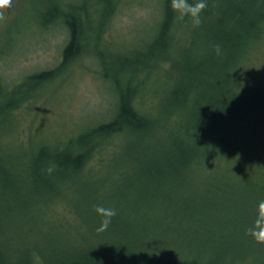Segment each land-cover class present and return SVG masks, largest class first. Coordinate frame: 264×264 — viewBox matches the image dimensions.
Segmentation results:
<instances>
[{"label": "trees", "instance_id": "16d2710c", "mask_svg": "<svg viewBox=\"0 0 264 264\" xmlns=\"http://www.w3.org/2000/svg\"><path fill=\"white\" fill-rule=\"evenodd\" d=\"M158 2L160 21L154 39L143 51H131L129 46L123 45L124 51L130 53L125 57L110 49V54H105L106 49L101 46L103 31L110 23L108 18L117 10L119 0H95L83 5L70 2L56 18L52 11H47L46 24L60 22L68 30L63 61L55 69L27 75L13 87L0 80V117H10L14 110L43 99L47 88L56 82L63 70L92 47L102 67L101 73L106 83L112 84L117 98L112 117L66 139L59 138L53 145L58 148L53 150L47 149L49 145L45 141L37 143L40 149L34 163L38 166V177L42 175L40 165L57 164L59 168L53 169L50 176H59L61 172L64 175L65 170L70 180L83 179L97 185L108 179L110 172H106V166L116 154L115 162L123 160L121 147L138 149L149 141V144L156 141L161 155L152 157L157 163L153 173L161 169V184L172 178H183L180 168H191L187 175L196 183L204 184L200 192L178 195L179 202L190 206L185 212L179 205L175 210L178 218L193 226L228 231L221 219L232 211L237 212L244 225L232 231L241 236V232L247 233L252 226L258 202L264 200L251 197L261 193L264 198V171L254 169L250 176H245L241 159L233 154L242 138L250 133V117L259 113L263 106V86L258 78H243L249 74L248 69L239 66L254 56L257 43L264 37V0H207L199 27H193L188 18L179 20L170 7V0ZM217 45L219 54L215 51ZM164 60H172L171 69L158 72L161 83L157 80L151 83L153 70ZM146 85L151 87L149 93L158 89L156 100L153 98L156 104H151L147 111L143 103L139 106L137 99L145 93ZM257 173H260L259 178ZM255 179H259L260 185L254 183ZM150 180L157 182L160 178ZM66 195V191L55 192L47 198L52 202ZM42 197H37L38 204L45 200ZM164 203L161 201L164 217L170 216ZM73 206L81 211L78 203ZM208 212H215L212 224L207 220ZM80 213L88 223L90 216ZM213 237L216 239L206 250L208 259L205 262L148 255L143 251L144 246L130 249V252L123 251L121 246L110 252L102 243L101 246L92 244L89 250L71 244L63 256L41 258V261L42 264H223L219 259L228 255L229 250L221 247L224 237L218 234ZM248 241L264 245L256 243L251 236ZM6 250L0 249V264H35L31 247L29 254L19 262L10 252L13 261H7Z\"/></svg>", "mask_w": 264, "mask_h": 264}, {"label": "rangeland", "instance_id": "374dc122", "mask_svg": "<svg viewBox=\"0 0 264 264\" xmlns=\"http://www.w3.org/2000/svg\"><path fill=\"white\" fill-rule=\"evenodd\" d=\"M70 2L83 5L95 0H12L11 6L4 9L5 20L0 21V80L5 85L13 87L27 75L61 65L68 30L60 22L46 24L45 14L52 11L56 18ZM119 2L115 13L108 18L110 23L103 31L101 46L106 49L105 54H110V49L125 57L130 53L124 51L123 45L129 46L131 51H143L154 39L160 21V3L158 0ZM171 61L158 64L151 83L156 80L161 83V76L157 74L169 71ZM239 67L248 69L249 74L243 78H258L264 89V37L257 43L254 56ZM101 69L94 49L89 47L47 88L43 99L25 104L10 113V117H0V249L7 248L5 259L13 261L10 252L19 262L29 254V247L40 260L56 259L63 256L71 244L89 250L92 244L101 246L102 243L110 252L121 246L123 251L129 252L144 246L143 251L148 255L205 262L206 250L216 239L213 235L218 234L224 237L221 247L229 250L228 255L219 259L220 263L264 264V245L251 244L247 233L237 236L232 231L244 225L237 212L232 211L221 219L228 231L193 226L178 218L175 210L179 205L185 212L190 208L186 202H179L178 195L200 192L204 184L196 183L187 175L191 168L178 169L183 178H172L161 184V169L153 173L157 163L152 157L161 155L156 141L150 144L149 141L138 149L121 147L123 160L115 162L116 154L106 166V172H110L108 179L97 185L83 179L70 180L65 170L64 175L61 172L59 176H50L53 169L59 168L57 164L40 165L42 175L38 177V166L34 163L40 149L37 143L45 141L49 145L47 149L53 150L58 148L53 145L59 138L66 139L111 119L117 98ZM150 88L146 85L145 93L137 97L139 106L143 103L146 111L151 104H156L154 100L158 95V89L149 93ZM159 112L160 109L156 114ZM249 128L250 133L239 142V149L233 151L241 159L245 176H250L254 169L264 171V99L259 113L250 117ZM259 175L257 173L256 177ZM158 178L157 182L150 180ZM254 183L260 185L259 179ZM64 191L67 197L60 196L52 202L47 198ZM39 196L45 200L38 204ZM251 197L264 199L261 193ZM161 201L166 202L170 216L164 217ZM73 203H78L80 212L90 216L88 223ZM97 205L117 211L107 231L102 233L96 231L101 221L94 211ZM190 205L194 208L192 202ZM223 214L224 211L220 212L221 217ZM212 216L215 212L207 216L211 224Z\"/></svg>", "mask_w": 264, "mask_h": 264}, {"label": "clouds", "instance_id": "9594fccd", "mask_svg": "<svg viewBox=\"0 0 264 264\" xmlns=\"http://www.w3.org/2000/svg\"><path fill=\"white\" fill-rule=\"evenodd\" d=\"M12 0H0V21L5 20L4 9L11 6ZM170 7L177 14L179 20L190 19L193 27L201 24V13L207 8V0H170ZM217 54L220 47H215ZM94 211L101 217L100 226L96 229L98 233L107 231L112 219L117 215L114 208L97 205ZM247 234L258 244H264V200L258 202L256 218L251 227L247 229ZM35 264H42L38 254L34 253Z\"/></svg>", "mask_w": 264, "mask_h": 264}]
</instances>
